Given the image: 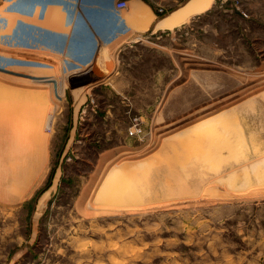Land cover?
<instances>
[{
  "label": "rangeland",
  "instance_id": "374dc122",
  "mask_svg": "<svg viewBox=\"0 0 264 264\" xmlns=\"http://www.w3.org/2000/svg\"><path fill=\"white\" fill-rule=\"evenodd\" d=\"M213 2L147 40L135 11L107 85L71 96L41 47L83 0H0V264H264V0Z\"/></svg>",
  "mask_w": 264,
  "mask_h": 264
},
{
  "label": "crops",
  "instance_id": "0c3cea01",
  "mask_svg": "<svg viewBox=\"0 0 264 264\" xmlns=\"http://www.w3.org/2000/svg\"><path fill=\"white\" fill-rule=\"evenodd\" d=\"M92 0L84 1L82 8L75 11V7L72 10L67 9L68 15L67 25L58 28L56 24L46 22V26H49L50 36H45L47 44L42 42V49L44 52L50 54L51 62L53 58H59L58 50L62 49V66L61 71L63 73L64 80L68 77L70 88L67 90L68 95L73 96L74 87H79L75 91L78 96L85 95L82 91L83 88H88L93 92H96V88L100 86H106L107 81L112 72L116 69L114 60L116 59L117 51L128 47V42H132L131 37L137 35L140 28L137 24L133 23L134 12L141 10L146 15V18H150L149 24L146 29L139 35L145 40L156 34H168L174 30H155V25L158 21L163 20L172 13L180 10L190 0H126L127 8L124 16H116L114 4L117 0ZM212 3L211 7L213 6ZM88 6V7H87ZM43 7V5L41 6ZM141 8V9H140ZM162 9V12L159 10ZM211 9V8H210ZM209 9V10H210ZM163 10H170L168 14L162 16ZM208 10V11H209ZM208 11L196 15L202 16ZM121 13V12H120ZM66 15V14H65ZM71 16L73 18H71ZM77 16V19H75ZM66 18L64 20H66ZM74 20V21H73ZM73 23V24H72ZM141 27V26H140ZM47 32V33H48ZM61 35V39L64 36V44L60 47V39L58 35ZM142 44V43H138ZM57 62V60H56ZM55 63V62H54ZM165 73L160 71L158 73H152L151 83L156 85L163 81ZM117 81L114 87H111L113 92L118 97L125 98L129 95L132 84L140 83V81L133 79L128 80L126 84H119L122 82V74L118 70L113 76ZM83 87V88H82ZM79 90V91H78ZM82 93V94H81ZM95 94V93H93ZM116 148H111L110 150Z\"/></svg>",
  "mask_w": 264,
  "mask_h": 264
},
{
  "label": "built area",
  "instance_id": "2783aa9c",
  "mask_svg": "<svg viewBox=\"0 0 264 264\" xmlns=\"http://www.w3.org/2000/svg\"><path fill=\"white\" fill-rule=\"evenodd\" d=\"M224 1V0H222ZM238 2V0H235ZM127 1L126 0H117L114 4V8L116 11H123L126 9ZM159 12H162V9L159 10ZM129 135L137 138L138 140H141L144 138V132L141 128L140 124L138 123L137 119L133 120V124L131 128H129Z\"/></svg>",
  "mask_w": 264,
  "mask_h": 264
},
{
  "label": "bare ground",
  "instance_id": "6f19581e",
  "mask_svg": "<svg viewBox=\"0 0 264 264\" xmlns=\"http://www.w3.org/2000/svg\"><path fill=\"white\" fill-rule=\"evenodd\" d=\"M74 21V20H73ZM73 24V23H72Z\"/></svg>",
  "mask_w": 264,
  "mask_h": 264
},
{
  "label": "trees",
  "instance_id": "16d2710c",
  "mask_svg": "<svg viewBox=\"0 0 264 264\" xmlns=\"http://www.w3.org/2000/svg\"><path fill=\"white\" fill-rule=\"evenodd\" d=\"M93 93H95V92H93Z\"/></svg>",
  "mask_w": 264,
  "mask_h": 264
}]
</instances>
